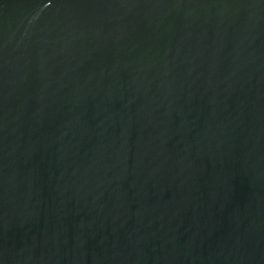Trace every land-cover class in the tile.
<instances>
[{"label":"water","instance_id":"water-1","mask_svg":"<svg viewBox=\"0 0 264 264\" xmlns=\"http://www.w3.org/2000/svg\"><path fill=\"white\" fill-rule=\"evenodd\" d=\"M0 264H264V0H0Z\"/></svg>","mask_w":264,"mask_h":264}]
</instances>
